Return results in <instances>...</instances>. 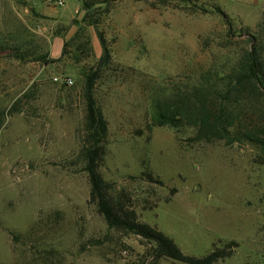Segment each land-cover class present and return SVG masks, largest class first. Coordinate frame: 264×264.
Segmentation results:
<instances>
[{
  "label": "rangeland",
  "instance_id": "rangeland-1",
  "mask_svg": "<svg viewBox=\"0 0 264 264\" xmlns=\"http://www.w3.org/2000/svg\"><path fill=\"white\" fill-rule=\"evenodd\" d=\"M59 1L0 0V264H189L154 261V242L90 198L89 95L114 197L185 254L234 242L217 264H264L262 148L153 120L156 97L226 70L264 35V0H116L89 17L83 0Z\"/></svg>",
  "mask_w": 264,
  "mask_h": 264
},
{
  "label": "trees",
  "instance_id": "trees-1",
  "mask_svg": "<svg viewBox=\"0 0 264 264\" xmlns=\"http://www.w3.org/2000/svg\"><path fill=\"white\" fill-rule=\"evenodd\" d=\"M113 1L116 0H83L85 16L89 17L90 10ZM216 9L224 15L230 26L228 15L221 7L217 6ZM260 25L264 28V15ZM100 38L104 47L103 37ZM87 78L90 89L94 79L92 76ZM172 97L169 102L158 97L154 99V124L176 128L190 126L195 130L196 140H226L228 143L244 140L260 146L264 151V35L252 37L229 68L204 73L198 84L187 91L179 90ZM87 109L89 143L85 156L91 185L90 198L108 223L154 242V261L165 257L189 264H217L230 256L234 242L216 246L201 257L185 254L170 236L158 227L141 221L135 209L124 198H116L111 194V185L99 170L105 153L107 124L102 114L98 113L91 95L88 96ZM5 116V111L0 110V129ZM146 174L148 179L162 183L150 171Z\"/></svg>",
  "mask_w": 264,
  "mask_h": 264
},
{
  "label": "built area",
  "instance_id": "built-area-1",
  "mask_svg": "<svg viewBox=\"0 0 264 264\" xmlns=\"http://www.w3.org/2000/svg\"><path fill=\"white\" fill-rule=\"evenodd\" d=\"M62 4V0L59 1ZM71 82V80H69Z\"/></svg>",
  "mask_w": 264,
  "mask_h": 264
}]
</instances>
